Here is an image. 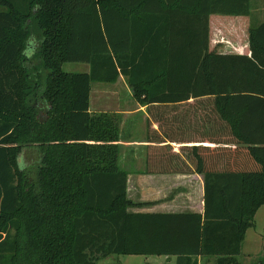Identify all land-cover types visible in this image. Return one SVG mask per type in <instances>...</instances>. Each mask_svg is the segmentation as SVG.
<instances>
[{
  "label": "trees",
  "instance_id": "16d2710c",
  "mask_svg": "<svg viewBox=\"0 0 264 264\" xmlns=\"http://www.w3.org/2000/svg\"><path fill=\"white\" fill-rule=\"evenodd\" d=\"M0 6V264H238L264 206V21L251 27V0ZM214 25L230 51L212 46ZM120 76L146 109L147 166L159 158L183 167L160 173L202 175L203 215L127 212L140 204L118 168L121 117L89 113L91 84Z\"/></svg>",
  "mask_w": 264,
  "mask_h": 264
},
{
  "label": "crops",
  "instance_id": "0c3cea01",
  "mask_svg": "<svg viewBox=\"0 0 264 264\" xmlns=\"http://www.w3.org/2000/svg\"><path fill=\"white\" fill-rule=\"evenodd\" d=\"M252 2V0H251ZM257 24L264 21V8L257 15V0H255L254 18ZM87 66V65H86ZM87 70V69H86ZM88 71V70H87ZM86 71V72H87ZM123 82L125 91L129 94L131 102L126 107L120 100L114 101L109 96L115 92L116 85ZM92 84L94 86H110L112 92L107 93L100 88L99 101L92 103ZM89 99V113H116L121 117L120 139L118 142L119 156L118 168L126 174V198L138 207H129L127 212L133 214H200L204 212V178L197 173H160L173 172L182 166L164 164L159 158H154L147 166V113L144 106L137 104L131 95L127 85V80L120 76L115 83H92ZM126 107V108H125ZM174 149L178 147L176 143H167ZM257 213V212H256ZM249 230V229H248ZM247 230V231H248ZM246 231V233H247ZM246 237V234H245ZM245 241V238H244ZM244 241L242 245L244 244ZM242 249V246H241ZM161 257V256H157ZM165 257L166 262L174 260L175 257ZM197 264H204L215 259L210 257H197ZM238 260V257H237Z\"/></svg>",
  "mask_w": 264,
  "mask_h": 264
},
{
  "label": "rangeland",
  "instance_id": "374dc122",
  "mask_svg": "<svg viewBox=\"0 0 264 264\" xmlns=\"http://www.w3.org/2000/svg\"><path fill=\"white\" fill-rule=\"evenodd\" d=\"M251 10L253 11L251 18H254V8H255V0H252L251 2ZM264 8V0H257V15L260 14L262 9ZM5 11V8L0 6V12ZM257 22L254 20L251 22V27L257 26ZM213 33V44L212 45L215 50H222V52L230 51L231 43H228L225 41L224 43H221L220 40V30L217 29V27L214 25L212 26ZM240 26L237 28L235 32L240 31ZM212 33V34H213ZM217 36V38H215ZM217 41V42H216ZM219 41V42H218ZM224 46V47H222ZM227 47V48H226ZM229 48V49H228ZM62 70L66 73H83L88 70V66L81 63H65L62 65ZM87 69V70H86ZM88 72V71H87ZM95 84H92V87ZM104 85V84H103ZM94 86L92 88V103L96 104L97 101H99V90L100 88H103V90L107 93L112 92L110 86ZM125 85L123 82H120L116 85L115 92L110 95L109 97L113 99L114 101L120 100L121 102H124L126 104V107H129V103L131 102L129 94L125 91ZM125 107V108H126ZM25 154L28 155L32 161L34 162L35 155H31L32 153L28 150L25 151ZM33 159V160H32ZM254 224L255 227L251 228L247 231L244 244L242 245L241 253L238 256V264H259L264 260V206L260 207L255 214L254 217ZM165 257H157V256H111L105 260L100 261L97 264H163L165 261ZM166 262L165 264H174V260ZM163 261V262H161ZM204 264H213L212 261H208V263Z\"/></svg>",
  "mask_w": 264,
  "mask_h": 264
},
{
  "label": "clouds",
  "instance_id": "9594fccd",
  "mask_svg": "<svg viewBox=\"0 0 264 264\" xmlns=\"http://www.w3.org/2000/svg\"><path fill=\"white\" fill-rule=\"evenodd\" d=\"M37 46H38V42H37L35 36L29 37L27 39V42H26L24 55L31 57L34 54Z\"/></svg>",
  "mask_w": 264,
  "mask_h": 264
}]
</instances>
